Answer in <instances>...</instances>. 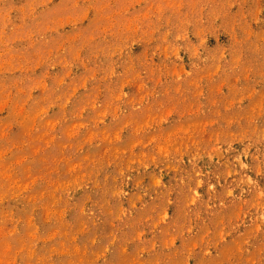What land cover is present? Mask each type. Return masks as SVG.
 <instances>
[{"label":"rangeland","instance_id":"rangeland-1","mask_svg":"<svg viewBox=\"0 0 264 264\" xmlns=\"http://www.w3.org/2000/svg\"><path fill=\"white\" fill-rule=\"evenodd\" d=\"M0 264H264V0H0Z\"/></svg>","mask_w":264,"mask_h":264}]
</instances>
